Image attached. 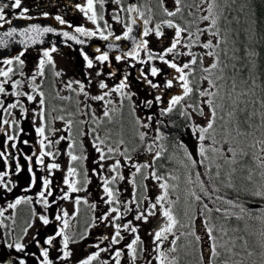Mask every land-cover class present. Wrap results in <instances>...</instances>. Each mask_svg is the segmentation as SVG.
Segmentation results:
<instances>
[{"label": "snow or ice", "instance_id": "snow-or-ice-1", "mask_svg": "<svg viewBox=\"0 0 264 264\" xmlns=\"http://www.w3.org/2000/svg\"><path fill=\"white\" fill-rule=\"evenodd\" d=\"M122 0H115L117 5H120ZM182 0H174V10H170L168 7L164 6V0H158L162 11L168 17H175L178 13L182 11L180 5ZM99 3L101 7H103L105 0H86V4L81 6L79 4L76 7L82 12L89 21L92 22L93 25H96L95 30H90L83 26L75 27V32L80 33L85 37H94L99 35L101 39L107 41L110 36H113V32L109 30L107 35L105 34V29H110V25L107 21L104 22V27L101 28L98 20H103L104 17L102 15H98L96 11V4ZM11 8L13 10L18 9L19 11L15 13L16 19H31V16L28 15L29 9L27 7L22 6V0H12L10 4H0V28L4 25H11L12 20L7 18L6 9ZM129 13H138L141 18H144L145 13L140 10L139 7L135 5H130L126 9ZM209 14L201 17L202 20L208 21L210 20V25L207 28H197L196 32L193 33L190 31L189 27H182L178 23H174L173 20L167 19L162 21L164 25L174 30V36L171 40V44L169 47L165 48L161 53H154L148 48V40L140 39L136 40L135 37H131L130 34L133 32L132 25H136L138 21L133 18L131 19L130 24H126V30L123 32V35H116L114 38L116 41H121L122 39H133L135 42V47L126 52L123 56L117 55L115 56V60L121 61L127 59V57H132L136 61L141 64L151 62L153 60H159L168 68L174 70V75L169 74L162 83L156 82L154 83L152 79H148V75L140 71V75L137 77L138 80L146 83L150 89L157 90V94L154 95L153 99H146L141 103L144 104L145 107L151 109L155 105H165V95L168 96L166 101V106H162L159 108V116L166 117L170 114L179 111V116L183 118L186 123L184 128L192 135V137L197 141V151L198 157L194 158L192 153L188 151L187 146L184 144L183 140H180L178 137L173 145V147L178 148L183 151L184 157L186 158L187 163L183 161L184 167L189 169L187 176V183L192 185L196 184L199 188L200 192L204 194V196L208 197L209 200L215 197V201H219L221 204L228 205V208H221L219 206H214L212 208L209 207L207 203H202V196L197 194L195 189L190 191V196L194 198L195 201L202 203L203 211L201 215L203 216L202 225L204 228L205 237L207 238L208 243V255L209 260L208 264H215V258L220 257L223 254H233V248L235 247L236 240L242 239V237L230 236L229 232L237 233L241 231L239 227L229 229L225 225L221 224L219 227L212 222V213L215 212L219 214V216L223 220H228L231 217H235L238 221H243L245 218L257 219L260 220L261 223H264V208L259 209L257 213L254 214L252 209H249L245 206V204L239 199V195L235 199L228 198L224 195H219L220 189L216 187V181H220L225 187L232 189L238 194L243 193L246 195H250L251 197H258L260 199H264V155H260L258 153L264 154V139H256L253 137V140L250 144H248V148L251 149V153L245 149V147L239 146L241 141L238 139L239 137H247L253 135L252 133L241 131V127L244 124H247L248 127H253L250 123L252 118L257 114L255 112H248L247 102L242 100V97L247 96L248 92L241 90L237 91V80L236 77L233 76L230 79L232 80L230 89L227 91H222L224 88L223 85H219L218 81L225 80V76L223 75L224 69L227 67L220 66V58L216 52V48L220 46L221 41L217 40L215 44L211 39L206 42H201L200 36L205 32H210L213 37H218L220 33L218 31H211L217 25V18L212 16V6H209ZM148 12L151 13L152 9L148 8ZM44 16H48L49 13L44 12ZM55 19L59 22V24L64 25L67 21L62 17L57 15ZM112 19L120 22L119 15H113ZM151 20V15L148 18L143 19V27H142V37H148L151 33L154 32L157 38H160L164 35L163 30L161 28V24H156L155 28H150L148 25ZM18 29L16 27H9L7 31L0 33V48H7L9 46L10 39H14L17 34ZM56 30L52 27H41L37 24H32L28 27H25L19 31V35L25 37L19 41L20 44L27 45L28 42L36 43L41 36L45 33H52ZM182 34H187V40H184ZM62 35L67 37L68 39L74 40L79 44H83L85 41L78 39L76 35H70L68 31H63ZM194 45H200L203 49L208 50L203 53V55L197 56L192 52V47ZM118 47V45L108 44V48L112 49ZM184 47L187 48L188 51L180 52L179 48ZM57 49L53 46L50 50L46 49L43 51V55L40 58L37 66V71L34 75L30 77L32 92L39 95V112L35 113L38 115L41 123L40 126L35 127L36 134L41 137L39 141L40 151L39 154L36 155V164L44 166L45 157H52L53 161L55 160V155L58 153H54L53 151H45V149L51 146L54 142L48 138L46 133V124H45V94L43 91H40V86L35 83L37 76L43 77L45 74V65L53 64L51 52H55ZM147 53V59H141L140 53L141 51ZM97 52H100V49H96ZM169 54H173V59H167L166 57ZM225 54L226 51H225ZM25 55L23 51L19 52V54L12 56L10 58H4L2 63L4 65H9L6 70L0 68V77L4 79L0 80V94L8 95L6 91L5 85L11 83V87L13 91L11 95L19 98L21 96H26L28 101H35L36 95H32L26 92L20 91V86L23 81L21 80H12L11 75L13 73V68L11 65L14 63L23 67L24 60L22 57ZM187 56L190 59L187 62H178L175 57L176 56ZM249 55H254L253 53H249ZM206 57H211L212 62L208 66H204V60ZM84 60L87 63V67L89 69L94 67V61L88 57L87 54L83 56ZM95 61L100 64H104L109 61V53L107 51L100 52L99 55L95 57ZM199 64V70L202 73L199 80H196L195 73L196 67ZM235 68V66H233ZM219 69L220 75H215V71ZM151 77H158L163 75V70L155 65H152L149 69V73ZM23 75V72H21ZM97 77L102 75V70L96 73ZM109 76H115L116 73L114 71H109ZM55 76H61L60 72H55ZM192 77V79H190ZM206 81L208 84L207 88H202L201 83ZM75 83L78 85L77 89H73L72 85ZM247 83V82H243ZM255 82L253 81V84ZM89 84H91V79L89 80ZM195 84V87L193 86ZM66 88L71 89L76 92L77 95L83 94L85 98L91 99L93 101H102L105 105L103 110V117L107 118L108 122H112L113 116L112 113L116 112L115 108H109L108 105L113 102L106 97H110L112 93H118L121 96V105L123 104V100L127 99L129 101L132 100V97L135 93L126 91V89L130 88L128 83V75H124L123 78L120 79V82L114 87L109 88L108 84L103 80L99 81L98 87L102 91V94L90 96V94L85 90V85L80 81H69L66 85ZM174 87L179 88L181 91L177 94H170L167 90L173 89ZM195 93L200 99L195 103H188V98L191 97ZM59 97V93H57ZM62 100H71L70 96L59 97ZM79 103V101L77 102ZM252 103H256V101H252ZM244 105L241 107V105ZM260 105L264 108V99L260 100ZM19 107L22 115L28 112V109L20 102L19 99L14 103H9L5 107L4 100L0 99V110L7 113L9 116L12 115L11 110ZM85 107H90V105H85ZM205 107H207L208 112H205ZM55 111V109H53ZM133 113L135 112V106L132 107ZM223 113V114H222ZM247 113L244 120L240 119V116ZM261 128H264V112H261ZM93 116L95 117V113L93 112ZM197 118L201 119L203 123H197ZM55 119L64 120V116L55 117ZM83 123V121H81ZM155 123V127L153 124ZM3 125H9L10 122L8 119L2 120ZM19 124V121L13 119L11 121L10 126H16ZM66 128L69 132H71V128L73 125V120L68 119L65 121ZM135 125L138 128H143L144 131H138L137 135L143 149L146 153L151 155V162L145 161L143 163H133L132 167L135 169L132 172L130 183L133 184L134 190L136 187V176L140 174L143 170L151 169L150 173H146L144 175V179L147 180L149 176L154 179L158 183V188L161 190L160 195L156 196L155 202L149 203L148 207L143 211H139L135 220L143 221L145 223L148 222L149 217H153L157 215V210H159L160 215L165 218V222L157 229L153 230L149 233L152 236V243L154 245L153 251L156 253L155 259L158 264H176L175 258L169 260L168 252H175L177 241L180 239V236L175 235V229L179 225V221L173 212V205L176 201L169 199V190L175 189L176 185H170L168 183V179L164 175H159L158 171L155 167L157 161L161 160L165 157V154L168 153V148L166 146V141L168 140V136L165 135L161 128H167L169 126L176 127L174 121H169L168 124H165L163 119L156 118L155 114L147 115L145 120H142L139 117L135 118ZM0 131H4L3 128H0ZM48 131L54 133V129H48ZM19 132H23V129L20 128ZM92 133H96V129H91ZM235 133V135H233ZM80 135H85V133L81 132ZM69 139L71 143H69L68 148L69 151L67 155L70 157L72 162L83 161L86 159L85 156L76 155V141L71 137L61 136L58 140L55 141L56 144H59L61 140ZM18 140V135L7 134V141H16ZM150 142H146L149 141ZM47 141V143H45ZM208 142L207 144L205 142ZM23 143L27 145L29 141L24 140ZM105 139H101L97 134L94 136L92 145L97 153H99V160L104 161L106 159H111V154L119 152V155L123 157L125 161H132V156L127 154L128 150L125 149L123 152L119 151V148H113L111 146L107 147V152H105L102 147L105 145ZM125 141L123 139L119 140V144H124ZM83 144L81 143V148ZM11 148L16 149V143L11 144ZM133 151H137V149H133ZM251 155V159L255 164V168L258 169V173L253 170L252 167L243 164V158ZM0 158H3L7 163L12 157L11 155H6L5 151H0ZM169 160L175 159V153L169 154L167 156ZM25 159L29 162L28 171L31 173V186H34L36 183V175L33 172L31 161L33 156L28 155L25 156ZM222 161V163H217V161ZM240 165V168L237 169L236 165ZM198 165H201L205 168V173H201L200 171H195L194 176L195 180H193V169H195ZM101 168L104 167L103 164L99 165ZM110 171L116 173L111 177V180L101 177L103 180V191L107 196L105 203L119 204V200L117 199V194L113 191L112 187L109 185L114 183L117 179L123 180L125 177L119 173V169L121 168V162L119 159L115 160L110 166ZM46 168L49 173L54 169H59L60 165L58 163L52 162L46 165ZM213 168H215V172L213 173ZM227 168V171H224ZM21 166L19 163L16 164V172L19 173L21 171ZM247 172L246 176H243L242 179L245 183L237 186L234 183V177L237 172ZM95 172V169H93ZM222 172L224 174V179H221ZM259 175V182L255 179L256 175ZM7 172H0V184H3L8 192L12 191L11 187H8L6 183H4L3 177L7 176ZM79 175L76 167L69 166L67 170V175L65 176L63 183L68 186V191L63 193V196L60 199L67 200L69 199V193L78 192L82 189L78 187L79 181L76 177ZM169 177L173 180L178 179L176 176H172L171 173L168 174ZM202 175L207 176V184L205 179H202ZM87 176L85 174L84 184L87 185ZM52 180L49 177H45L42 180V190L37 194V203L42 204L45 209H47L49 205L48 197L52 196L51 186ZM146 187V185H145ZM211 188V191L209 190ZM27 190V189H26ZM32 197H18L12 203L7 205L8 208L16 209L18 205L22 203L31 204ZM147 199V197H144ZM54 202V201H53ZM87 203V201H84ZM75 203L79 205L81 203V198L77 197ZM131 203H135L137 209L141 207L142 201H138L135 197V191L133 200ZM167 204V206H165ZM93 208L96 206L93 204ZM128 211H131L130 208H126L125 212L122 214L118 207H112L109 210V213H106L101 220H107L110 213H116L115 216L112 217V227L114 228V233L111 237L104 236L101 243L103 241L110 240V243L107 247H100V244H96V251L87 255L86 258L81 259L78 264H93L95 261H99L101 253L109 252L115 257V264H121L120 258L124 254V250L127 249L128 254L131 258L132 264H135V261L138 256V245H143V241L141 240L140 235L138 234V227L132 224V221H128L127 223L120 224L115 223L122 218V215H126ZM207 213V215H204ZM4 209L0 208V216H3ZM31 214L33 217V221L38 218L43 225H49L50 220L47 215L40 214L37 216L35 208L31 209ZM187 216L188 213L186 212ZM68 216L67 211H63L62 215L57 214L55 219L57 221H62V225L55 232L54 235L47 236L43 244L37 237H33V241L39 249L40 255L36 257L35 253L29 254L27 252V245L23 243V237L16 240L15 243H6L5 247L7 249H12L17 253V256L11 259H6L4 256H0V264H28L27 259L25 258L27 255L34 256L38 264H54V261L50 259V248L53 246L54 241L57 237L62 238V248L61 255L58 257L60 260H67L72 256V251L69 248V244L76 243L69 235L66 234V229L69 227L68 220L66 217ZM2 223V221H0ZM33 226L32 222L27 224V227L23 230L24 235L26 236L28 233V229ZM183 227L184 225H179ZM191 231L188 233H181V235H189L194 237L195 242L199 243L202 240V237L195 232L194 228V218L189 217V225ZM123 231H129L134 235V238L130 243H126L123 248H115L114 252L112 251V246L120 245L121 242L125 239L121 234ZM219 233V235H216ZM86 235V234H85ZM169 235H173L174 238L170 241L172 247L168 250V252L162 249L165 241L168 240ZM261 236V247H264V230L260 233ZM227 237V239H225ZM85 237L81 236L80 239L83 240ZM247 244V241H245ZM47 245L48 247H45ZM231 245V247L229 246ZM222 250V251H221ZM146 249L143 247L140 248V254L142 255ZM248 255H252L251 252ZM200 260H204V253L201 251ZM100 264H109L108 260L101 261ZM147 264H151V260L147 261ZM223 264H234L229 259H225Z\"/></svg>", "mask_w": 264, "mask_h": 264}, {"label": "flooded vegetation", "instance_id": "flooded-vegetation-1", "mask_svg": "<svg viewBox=\"0 0 264 264\" xmlns=\"http://www.w3.org/2000/svg\"><path fill=\"white\" fill-rule=\"evenodd\" d=\"M130 0H122L120 5L115 3V0H105L103 7L96 4V11L98 15L104 17L103 20H98V23L101 28L104 27V22L110 25V29H105V34L111 30L113 36H110L107 41L100 38L99 35L94 37H85L80 33L75 32V27L83 26L90 30H95L96 25H93L87 17L79 11L76 7L77 4L84 6L86 0H22V6L29 9L28 15L31 16V19H16L15 13L19 10H13L11 8L6 9L7 18L12 20V23H23L24 25L37 24L41 27H52L56 31L52 33H45L44 35L51 37V39L39 46L34 47H20L8 50L5 54L0 55V68L7 69L9 65H4L2 60L4 58H10L19 54L23 51L25 55L22 57L24 60V65L14 63L11 65L13 68V73L11 75L12 80H21L23 81L20 86V91L26 92L32 95H36L35 101H28L26 96H21L19 98L11 95L13 91L11 83L5 85L8 95L0 94V99L4 100L5 107L9 103L16 102L17 99L28 109L26 114L21 113L19 107L12 109V115L9 116L7 113L0 110V128H3L4 131H0V151H5L6 155H11V159L4 161L3 158H0V172H7L8 175L3 177L4 183L8 187L12 188L11 192H8L3 184H0V208L4 209L3 216H0V256H4L6 259H11L17 256V253L12 249H7L5 247L6 243H15L16 240L23 237V243L27 245V252L29 254L35 253L36 257L40 255L39 249L33 241V237H37L41 244H43L44 239L49 235H54L55 232L62 225V221H57L55 216L61 214L63 211H67L69 227L66 229V234L69 235L76 243L69 244V248L72 251V256L67 260H60L58 257L61 255L62 248V238L57 237L54 241L53 246L50 248V259L54 261V264H78L81 259L86 258L87 255L95 252L97 249L96 244H100V247H107L110 243V240L102 241L104 236L111 237L114 233V228L111 226L113 221L112 217L116 213H110L107 220H101L106 213H109L110 208L118 207L120 212L123 214L126 208H130L131 211H128L126 215H122V218L115 223L124 224L128 221H132L134 226L141 224L145 226V234L141 238L143 245H138V258H141V264H147L148 260H151V264H158L155 259L156 253L153 251L152 236L149 235L153 230L159 228V214L153 217H149L147 223L143 221L135 220V216L139 211H143L148 207V203L143 199L144 191L141 190L142 186L139 181V176L137 174L136 187L130 183L132 178L131 174L135 169L130 166L129 172H121V168L118 170L125 179H117L114 183H111L109 186L112 187L113 191L117 194V199L119 204L113 202V204L105 203L107 199L106 194L103 191V180L101 177L110 178L111 176L105 174V160H99V153H97L92 145V141L95 135H99L101 139H105L106 143L102 147L104 150H107V147H115L118 145L120 136L124 135L120 132L125 129V127L133 128L135 126L134 122V113L132 110L121 107V96L118 93H112L110 97L106 99L111 100L113 103L108 105L109 108H115L116 112L112 113L113 120L108 122L107 118L103 117L104 103L102 101H93L87 99L83 94L77 95L76 92L72 91L65 87L69 81H80L85 85V90L90 94V96L102 94V91L98 87L99 81L103 80L108 84L109 88H114L123 78L124 75H128V83L130 86H135L137 90L148 96H154L157 94V90L150 89L149 86L141 80H138L137 77L140 75V71L143 70L145 74L148 75V79H152L154 83L160 82L169 76V74H175L174 70L167 67V72L163 73L162 76L151 77L149 69L152 65L162 69L163 66L159 64V60L155 62L151 61L144 64L139 63L132 57H127L125 60L117 61L115 56L125 54L122 51L125 48H108V44H116L115 36L123 35V32L126 30L125 25L130 24V14L126 11ZM138 7V0H134ZM142 1V0H139ZM158 3L157 0H154ZM12 0H0V4H10ZM166 0H164V3ZM159 8L156 10V17H160L159 20L163 19H180L182 20L181 12L176 15V17H168L162 11L159 3L157 4ZM140 8V7H139ZM49 13L48 16H44L43 13ZM120 16V22L112 19L113 15ZM59 15L62 16L67 23L64 25L59 24L55 17ZM163 15V16H162ZM139 19H144L137 14ZM6 26V25H4ZM155 28V26L153 27ZM164 35L160 38H157L153 33L148 37H143V39L148 40V48L154 53H160V49H163L164 44L169 42V39L172 40L174 30L167 27L164 24H161ZM63 31H68L70 35H76L78 39L84 40L83 44H79L74 40L68 39L62 35ZM53 46L56 47L55 52H51L53 64L45 65V74L43 77L37 76L35 83L40 86V91H43L45 94V124H46V135L54 143L47 147L45 151H53L58 153L55 155V160L53 161L52 157H45L44 166L36 164V155L39 154L40 145L39 137L35 132V127L40 126V119L35 113L39 112V95L32 92L30 77L34 75L37 71V66L40 58L43 55V51L48 49L50 50ZM167 46V45H166ZM99 48L100 52L107 51L109 53V61L104 64H100L95 61V57L100 54L96 49ZM87 54L90 59L94 61V67L89 69L87 63L84 60L83 56ZM114 54V55H113ZM141 59H147V53L143 50L140 53ZM102 70V75L97 77L96 73ZM109 71H114L115 76H109ZM23 72V75H21ZM55 72H60L61 76H55ZM4 79L0 77V80ZM91 79V84L89 80ZM73 89H77L78 85L73 83ZM135 90V89H134ZM136 90V91H137ZM170 94H177L181 90L177 87L167 90ZM59 97L70 96L71 100H62ZM165 105L168 99V96L165 95ZM79 101V103H77ZM85 105H90V107H85ZM55 109V111H53ZM95 113V117L93 116ZM64 116V120L55 119V117ZM175 116V118H173ZM169 117L170 121H175L179 119V111L166 116ZM128 118L127 123L123 122L122 119ZM181 118V117H180ZM8 119L10 124L3 125L2 120ZM15 119L19 121V124L16 126H10L11 121ZM71 119L73 120V125L71 132L66 128L65 121ZM182 119V118H181ZM164 120V119H163ZM83 121V123H81ZM127 125V126H126ZM125 126V127H124ZM22 128L23 132H19V129ZM95 128L96 133H92L91 129ZM173 128V127H172ZM48 129H54V133L48 131ZM177 130H184V126H178ZM171 131V129H170ZM83 132L85 135H80ZM180 132L178 138L182 140ZM13 134L18 135V140L16 141H7L6 135ZM61 136L69 137L71 136L76 141V155L85 156L83 150H88L89 155L83 161L72 162L70 157L67 155L69 148L68 145L71 143L69 139L61 140L59 144H56L55 141L58 140ZM24 140L29 141L27 145L23 143ZM16 143L17 148H11V144ZM47 143V141L45 142ZM81 143L83 147L81 148ZM135 143V142H134ZM134 143H127V148L133 147ZM173 146H171L172 148ZM35 153L36 155H33ZM31 155L33 159L31 161V166L33 172L36 175V183L34 186L30 187L31 184V173L28 171L29 162L25 159V156ZM58 163L60 165L59 169L52 170L51 173L48 172L46 165L49 163ZM19 163L21 166V171L16 172V164ZM103 164L104 167L101 168L99 165ZM76 167L79 175L76 179L79 181L78 187L82 190L78 192L69 193V199L64 200L60 199L63 196L64 192L68 191V186L63 183L65 176L67 175V170L69 166ZM91 166L97 167V176L91 177L88 180L87 176V186L91 190V200L87 198L89 189L86 188L84 184L85 180V170ZM126 165V164H125ZM45 177H49L52 180L51 191L52 196L48 197L49 207H45L37 203V194L42 190V180ZM136 179V178H135ZM81 180V182H80ZM94 184H97V191L94 190ZM27 189V190H26ZM135 191V197L138 201H142L141 207L137 209L135 203H131L133 200ZM150 191H148L149 195ZM31 196L32 203L26 204L22 203L17 206L16 209L8 208L7 205L12 203L18 197H28ZM81 198V203L77 205L75 203L76 198ZM87 201L85 203L84 201ZM154 201L155 198H152ZM54 201V202H53ZM153 203V202H152ZM96 207L93 208L92 205ZM35 208L37 216L40 214L47 215L49 217V225H43L42 222L36 218L33 221L31 214V209ZM32 222L33 226L28 229V233L24 235V229L27 227V224ZM139 228V227H138ZM86 234V235H85ZM124 236V240L120 245L112 246V251L114 252L115 248H123L126 243H130L134 238V235L129 231H123L121 233ZM138 234L140 235L139 229ZM81 236L85 238L80 239ZM141 237V236H140ZM48 247L47 245H44ZM143 247L146 251L141 255L140 248ZM164 246H162L163 249ZM149 252V258L146 259V256ZM28 261V264H38L37 259L32 255H27L25 257ZM137 259L135 264H137ZM108 260L109 264H115V257L109 252L101 253L99 261L93 262V264H100L101 261ZM121 264H132L131 258L128 254L127 249L124 250V254L120 258Z\"/></svg>", "mask_w": 264, "mask_h": 264}, {"label": "rangeland", "instance_id": "rangeland-1", "mask_svg": "<svg viewBox=\"0 0 264 264\" xmlns=\"http://www.w3.org/2000/svg\"><path fill=\"white\" fill-rule=\"evenodd\" d=\"M158 1V0H157ZM139 7L140 10L143 11L145 13L144 18H148L149 15H151V20L149 23V27L153 28L156 24H163L162 21L167 20V19H163V20H159L160 17H156L155 13L156 10L159 8V6L157 5L158 3H156L154 0H142L139 1ZM212 6L211 2L209 0H201L200 3L198 4L197 8L196 7H191L189 9V17L182 20L180 22V19H172L174 23H178L180 24L182 27H189L190 31H192L193 33L196 32L197 28H207L210 25V20L208 21H204L201 19V17L206 16V15H210L209 14V6ZM165 7H168L170 10H174V0H166V2L164 3ZM148 8L152 9V12L149 13L148 12ZM179 14V13H178ZM215 11L212 8V13L211 15L215 17ZM165 15V13H164ZM163 16V15H162ZM194 18H193V17ZM176 17V16H175ZM212 31V30H211ZM215 32V31H213ZM174 36V33H173ZM184 40H187V34H182ZM211 39L213 41V44L216 43V37H213L210 32H205L203 35L200 36V40L201 42H205L207 40ZM171 44V40L169 39V42L164 44L163 49H160V53L163 52V50L167 47H169ZM167 45V46H166ZM192 52L194 54H196L197 56L203 55V53L205 50L203 49L200 45H194L192 47ZM180 52H186L188 51L187 48L184 47H180L179 48ZM167 59H173V54H169L167 57ZM175 59L178 62H187L190 57L187 56H176ZM211 57H206L204 60V63L206 64V66H208L211 62H212ZM153 62H155V60H153ZM159 64L162 67L163 73L167 72V66L164 65L161 61H158ZM145 66V64L143 65ZM196 69L200 66H195ZM200 71V70H199ZM197 73H195V78L197 80ZM202 75V74H201ZM190 79H192V77H190ZM195 87V84L193 85ZM201 87L202 88H207L208 85L207 83L202 82L201 83ZM135 89V90H134ZM137 88L135 86H130L129 89H126V91H130L135 93V95L132 97V100L129 101L127 99L123 100V104L121 105V107H125L126 109L132 110L133 105L135 106V112H134V122H135V118L139 117L142 120H145L147 115L150 114H155L156 118L159 119H164L165 124H168V122L170 121L169 117H160L159 116V108L162 107V105H155L153 108L149 109L147 107L144 106V104H142L141 102L146 100V99H153L154 96H148L147 94H143L141 92H139ZM122 99V98H121ZM200 98L198 96L195 95V93L188 98V103H192L195 104ZM205 112H208L207 107H205ZM123 122L127 123L128 118L122 119ZM176 124V121H174ZM197 123H203V121L199 118H197ZM127 126V125H126ZM125 127V126H124ZM153 127H155V123L153 124ZM170 129L174 130L177 132L176 127L169 126L167 128H161V131H163L165 133L166 136L171 137L172 133H170ZM138 131H144L143 128H138L136 125L131 128L125 127L124 130H122L120 133L124 134L122 136H120V139H123L125 141L124 144H119L118 141V145H115L114 148H119L120 152H123L125 149L128 150L127 154L132 156V161H125L123 159L122 156L119 155V152L113 153L111 154L112 158L111 159H106L104 162L106 164L105 166V174L111 176L113 173L110 171V165L112 163L115 162V160L119 159L121 162V172L124 171L125 173L129 172L130 166H132L133 163H143L145 161L151 162V155L146 153L143 149V146L141 145L137 132ZM182 136V140L184 142V144L187 146L188 151L192 153L194 158H199L198 157V151H197V141L192 137V135L184 128V130H179ZM132 140H135V143L132 144L134 145L131 148H127L126 142L127 143H133ZM176 141V140H175ZM146 142H150L146 141ZM168 142L166 141V146L168 148V153L166 154L167 156L169 154L175 153V159H173L172 161L175 162L174 166H170L168 167L167 165H165V167H161L162 164V160L157 161L155 167L158 171V174H163L167 179H168V183L170 185H176V188L173 190L170 188L169 190V199L176 201V203L173 205V212L174 215L176 216L177 220L179 221V225H184L183 227L181 226H177L175 231V235L176 236H180V239L177 241V245H176V251L175 252H168V250L172 247L170 241L174 238L173 235H169L168 240L165 241L164 243V247L163 250L168 252V256H169V260H171L172 258H175L176 260V264H195L196 262V242L194 240V237L189 236V235H181V233H188L191 231V228L188 226L189 225V217H193L194 218V228H195V232L196 234L200 235L202 237L201 240V247L204 253V262L202 264H208V260H209V255H208V243H207V238L205 237V233H204V228L202 225V221H203V216L201 215L203 208H202V203H207L209 205L210 208H212L213 206H219L221 208H228V205L225 204H221L219 201H215V198L213 197L211 200H209L208 197L204 196L203 193L200 192L199 188L197 187L196 184H188L187 183V176H188V172L189 169L184 167V163H187L186 158L184 157L183 151L175 148V147H169ZM206 144L208 143L207 141L205 142ZM174 144V143H173ZM170 148V149H169ZM133 149H137V151H133ZM85 153V156L87 157L89 155V151L88 150H83ZM105 152H107V150H105ZM184 163H181V162ZM126 164V165H125ZM93 169H95V172H93ZM193 171V180H195V176H194V172L195 171H200L202 174L205 173V168L201 165H198L195 169L192 170ZM86 175L88 176V180L91 177H95L97 176V167L96 166H91L89 165L86 170ZM151 169H146L143 170L140 174H138L139 176V181L140 184L142 186V189L144 191L143 194V199L144 197H147L146 202L152 203L155 202V200L153 201L152 198H156V196L160 195L161 190L158 188V183L152 179L150 176L147 180L144 179V175L146 173H150ZM169 173H171L172 176H176L178 177V179L173 180L169 177ZM202 179H205L206 184H207V176L206 175H202L201 177ZM107 179L110 180V178L107 177ZM136 180H137V176H136ZM81 182V180H80ZM97 184H94V190L97 191ZM146 185V187H145ZM86 188L89 189V187L86 185ZM192 189H195L197 191L198 195L202 196V203L201 202H197L194 200V198H192L190 196V191ZM209 190L211 191V188H209ZM91 190L89 189V192L87 194V198L89 201L91 200ZM148 191H150L149 195H148ZM167 206V204L165 205ZM262 206L260 205V202L255 199L252 201L251 206L249 207V209H252L253 212L255 210L256 211L259 209H261ZM158 214H159V225L161 226L164 222H165V218L162 217L160 215L159 210ZM188 213V215L186 216L185 213ZM256 220V223L254 226H257V230L259 231V234L257 235V233L252 234V241L254 243L260 244L261 246V236L260 233L263 230V223H261L260 220ZM159 226V227H160ZM138 229L140 232V236L141 238L144 236L145 234V226H142L141 224L138 225ZM242 234V231L239 232L237 235L240 236ZM258 236V238H257ZM264 249V247H262ZM261 249V250H263ZM251 252H256L255 249H253ZM259 252V251H257ZM253 253V254H254ZM257 257L255 258V262L256 264H264V252H262L259 256L258 254L256 255ZM149 258V252L146 256V259ZM219 260H218V259ZM217 262L215 261V264H223L225 257L221 258V257H217ZM260 261H257L259 260ZM258 262V263H257ZM137 264H141V258L137 259ZM248 264V263H247Z\"/></svg>", "mask_w": 264, "mask_h": 264}, {"label": "trees", "instance_id": "trees-1", "mask_svg": "<svg viewBox=\"0 0 264 264\" xmlns=\"http://www.w3.org/2000/svg\"><path fill=\"white\" fill-rule=\"evenodd\" d=\"M200 1L201 0H182L180 5L182 9V20L189 17V9L192 6L197 8ZM209 1L212 4V8L216 13L215 17L217 18V25L211 30L218 31L220 33V35L216 37V42L217 40L221 41L220 46L215 50L220 58V66L224 67L227 65L223 73L225 80L218 81V84L224 86L222 91H227L230 89L232 83L230 78L235 76L238 84L237 91L239 92L244 90L248 92L247 96L242 97V100L247 102L248 112L257 113L250 121L253 127L250 128L247 124H244L241 127V131L252 133L253 135L238 138L241 141L239 146L245 147V149L251 153L252 150L247 146L252 142L253 137L256 139H264V128L260 127L261 117L259 115L261 112H264V108H262L260 105V100L264 99V0ZM225 51L227 54H225ZM249 53H253L254 55H249ZM197 66H199V64ZM204 66H206L205 63ZM233 66H235V68H233ZM196 73L198 74L197 80H199L202 73L198 70V68L196 69ZM220 74L221 73L219 69H217L215 71V75ZM253 81L255 82L254 84ZM243 82L247 83L245 84ZM205 83L207 82L205 81ZM252 101H256V103H252ZM243 106L244 105L242 104L241 107ZM246 115L247 113L241 115L240 119L244 120ZM173 118H175V116ZM175 121L176 129L179 125L184 126L186 123V121L180 117L177 120L175 119ZM170 133H172V135L171 137H168L167 140L169 147L174 145L173 143H175L180 131L177 130L176 132L171 130ZM233 135H235V133H233ZM132 141L133 143L135 142V140ZM166 154L165 157L161 159V167H165V165L168 167L174 166L175 162L169 160ZM258 154L264 155L262 153ZM217 163H222V161L218 160ZM243 164L252 167L253 170L258 173L259 170L255 168V164L251 159V155L243 158ZM235 167L239 169L240 165L238 164ZM212 171L214 173L215 168H213ZM224 171H227V168H225ZM246 175V171L243 173L238 171L236 176L233 178L234 183H236L237 186L245 183L242 177ZM221 179H224L223 172ZM255 179L257 182H259L260 177L258 174L256 175ZM216 187L220 189L218 193L219 195H224L231 199H235L239 195V199L245 204L247 208L251 206L252 201L255 199H257L260 202L262 208H264V199L251 197L250 195L243 193L238 194L232 189L225 187L220 183V181H216ZM257 212L258 210L256 213ZM204 215H207V213H204ZM211 215L212 222L218 227L219 225L223 224L229 229L239 227L242 231L240 236L237 234L241 231L237 233L229 232L230 236L242 237V239L236 240L235 247L233 248V254L222 253L220 257H225V259L230 258L234 264H256V255L258 254L259 256L262 252H264V249L260 246V244L254 243L252 241V234H259V231H256L258 229L257 226H254L256 220L245 218L243 221H238L235 219V217H231L228 220H223L219 214L215 212H213ZM262 226L264 230V223ZM216 235H219V233H216ZM225 239H227V237H225ZM245 241H247V244H245ZM196 244L195 264H202L204 262V260H200V254L201 251H203L201 247L202 244L201 242H196ZM229 246L231 247V245ZM253 249L256 250L255 253L251 252ZM249 252H251L252 255H248ZM217 259L215 258L216 262ZM257 261H260V259Z\"/></svg>", "mask_w": 264, "mask_h": 264}, {"label": "water", "instance_id": "water-1", "mask_svg": "<svg viewBox=\"0 0 264 264\" xmlns=\"http://www.w3.org/2000/svg\"><path fill=\"white\" fill-rule=\"evenodd\" d=\"M130 5H135V6L138 7L137 3L134 0H130L129 1L128 6H130ZM129 14H130V23H131V19H133V18H135L138 21V23L136 25H132L133 32L130 34V36L131 37H135V39L137 41L140 40V39H143V37H142L143 20L139 19L137 17L138 13L133 12V13H129ZM28 26H30V25H24L23 23L21 24V23L14 22L11 25H6V26H3L2 28H0V33L4 32V31H7L9 27H16L18 29L15 38L14 39H10L9 46L7 48H0V55H3L8 50L15 49V48L39 46V45H41L43 43L48 42L51 39V37H49L47 35L46 36L43 35L34 44L31 43V42H28L27 45L20 44L19 41L22 40V39H25V37L19 35V31L21 29L25 28V27H28ZM115 45H118V48H125L122 51V53H124V52L126 53V52L131 51L135 47V42L133 41V39H122L121 41H117Z\"/></svg>", "mask_w": 264, "mask_h": 264}]
</instances>
